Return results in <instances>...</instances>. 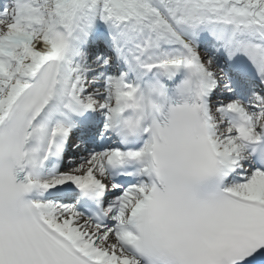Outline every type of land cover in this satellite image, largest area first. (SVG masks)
I'll return each instance as SVG.
<instances>
[{
    "label": "snow or ice",
    "instance_id": "1",
    "mask_svg": "<svg viewBox=\"0 0 264 264\" xmlns=\"http://www.w3.org/2000/svg\"><path fill=\"white\" fill-rule=\"evenodd\" d=\"M0 264H264V0H0Z\"/></svg>",
    "mask_w": 264,
    "mask_h": 264
}]
</instances>
